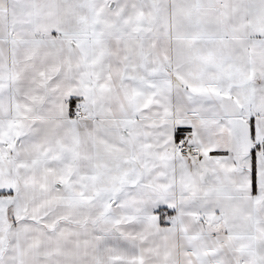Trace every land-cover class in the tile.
Segmentation results:
<instances>
[{"label": "snow or ice", "instance_id": "snow-or-ice-1", "mask_svg": "<svg viewBox=\"0 0 264 264\" xmlns=\"http://www.w3.org/2000/svg\"><path fill=\"white\" fill-rule=\"evenodd\" d=\"M0 264H264V0H0Z\"/></svg>", "mask_w": 264, "mask_h": 264}]
</instances>
